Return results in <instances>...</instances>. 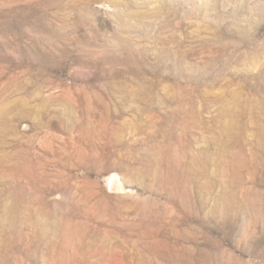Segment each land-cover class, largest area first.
Returning <instances> with one entry per match:
<instances>
[{"label": "rangeland", "instance_id": "374dc122", "mask_svg": "<svg viewBox=\"0 0 264 264\" xmlns=\"http://www.w3.org/2000/svg\"><path fill=\"white\" fill-rule=\"evenodd\" d=\"M0 264H264V0H0Z\"/></svg>", "mask_w": 264, "mask_h": 264}, {"label": "bare ground", "instance_id": "6f19581e", "mask_svg": "<svg viewBox=\"0 0 264 264\" xmlns=\"http://www.w3.org/2000/svg\"><path fill=\"white\" fill-rule=\"evenodd\" d=\"M147 1V0H146ZM176 7V6H175ZM158 9L160 8V7H157ZM163 8V7H162ZM162 8H160V10L162 9ZM173 9V8H172ZM176 10V9H175ZM173 13V12H172ZM174 14V13H173ZM170 68H173L172 66L170 67ZM242 117V116H241ZM242 129V128H241ZM233 133V132H232ZM237 133V132H236ZM227 134V133H226ZM228 135V134H227ZM221 139H223V138H221ZM223 141V140H222ZM224 144L225 145H227V143L226 142H224ZM225 149H226V147L227 146H223Z\"/></svg>", "mask_w": 264, "mask_h": 264}]
</instances>
